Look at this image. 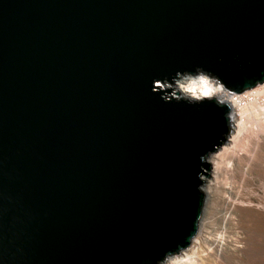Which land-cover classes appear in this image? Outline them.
I'll list each match as a JSON object with an SVG mask.
<instances>
[{
	"label": "water",
	"instance_id": "95a60500",
	"mask_svg": "<svg viewBox=\"0 0 264 264\" xmlns=\"http://www.w3.org/2000/svg\"><path fill=\"white\" fill-rule=\"evenodd\" d=\"M228 93L264 82V0H0V264H159L201 216Z\"/></svg>",
	"mask_w": 264,
	"mask_h": 264
},
{
	"label": "bare ground",
	"instance_id": "6f19581e",
	"mask_svg": "<svg viewBox=\"0 0 264 264\" xmlns=\"http://www.w3.org/2000/svg\"><path fill=\"white\" fill-rule=\"evenodd\" d=\"M176 81H178V80H176ZM176 81H175L174 84H172V85H174V87H173V93H174V95L176 97H179V98H202V97H211V98H216V99H218V100H220L222 102H225L229 106V118H230V120H229V125L230 126L228 128L229 129V132H228V134H227L224 142L216 149V151L210 153L207 156L206 161H207V163L209 165V170H208V175L206 177L209 176L210 170H211L212 175L214 176V175H216L219 172L220 168H222L224 165L227 166L228 164L226 165L225 159L228 156H230L229 161L232 162V165H233V163H236V162H237V164H239L241 161H243L242 159L248 160L247 162H249V164H250L251 160H253L252 163H255L254 161H256V160L253 159L252 155H249V154H253V153H251V152L248 151L249 153H247V155H245L243 153V151H239L238 150L237 146L240 145V144L237 145V143L239 141H242L243 138L245 140H248L247 138H250V140L252 139L254 141V142L253 141L252 142H253V144L255 143L254 144L255 146H256L257 143H258V145L260 144L259 143L260 140L263 139V141H264V133H263L264 131L262 132L263 134L262 133L261 134H253V131H254L253 130L252 131V134H249V136H248V133L245 132L244 131V128H243V126L245 127L244 124L247 123V122L246 123L243 122L246 119V117L244 116L245 118L243 119V121H242V118H241V115H245V114L248 113V115L250 116V114L253 113V111H251V113H250V110L249 109H247V110H249V112H247V113L245 111H244L245 113L242 112L244 110L243 107H244L245 103H248L249 101L252 102V103L255 102L256 99L258 98L257 96L264 95V86L258 87L257 89H255V90H253L251 92L246 93L245 96H243V95L240 96L239 94L228 93L219 84L213 82L212 79L208 80L207 78L201 77V75H196V76H192V77H186V78L179 79V81H178L179 83L178 84H176ZM250 90H252V88H250L248 90H245V91H250ZM245 91H243V92H245ZM205 93H207V95H205ZM242 93H240V94H242ZM247 106L248 105H246L245 107H247ZM247 108H249V107H247ZM263 108L261 109L262 110L261 111L262 113H264L263 112ZM256 109L259 110L258 108H256ZM259 112H260V110H259ZM250 129H251V127H250ZM260 129H261V127H260ZM256 130H255V132H256ZM256 133H260V132H256ZM260 142H262V141H260ZM262 144H263V142H262ZM239 148H240V146H239ZM257 149L258 148H256V151L254 150V154L256 152H258ZM217 152H219V153L218 154H215ZM253 156H255V155H253ZM257 159H259V158H257ZM239 160H240V162H238ZM244 161H243V163H246L245 165H246V171H247L249 169V166H248V163L247 162H244ZM230 162H229V166L231 165ZM257 163H258V161L256 162V164ZM250 165H252V164H250ZM229 166H227V167H229ZM241 166H243V168H244V165H242V163H241V165L239 164V167L240 168H241ZM233 167L234 166H232V168ZM262 167H264V166H262ZM229 168L231 169V166ZM240 168H238L239 171H240V173L237 171V174H235V175H237V177H238L239 174H242L244 172V170H245V169L244 170L242 169V171H243L242 172L240 170ZM230 169L227 171L228 173H229V171L231 172ZM252 170H254V169H252ZM235 172H236V170H235ZM245 174L246 173H244V176L247 177V175H245ZM229 175H231V174H229ZM235 175L232 174L231 176L235 178ZM249 175H251L250 172H249ZM240 176H239L240 180L243 181L244 178L241 179ZM249 179H251V178L249 177L248 180L246 179V181L249 182ZM259 179H258V182L261 183V181H259ZM252 180H254V179L252 178L250 181H252ZM239 182L240 181H238V183H237L238 185L240 184ZM203 184H204V181L202 179L201 187H202ZM205 184L206 185L208 184V186L210 185L207 182H205ZM235 184H236V181H235V183L233 185L231 183L232 188H235L237 186V185L234 186ZM249 184H252L253 185V183H249ZM262 184H264V183H262ZM260 185H258V186H260ZM242 186H244V185H242ZM239 187H240V185H239ZM247 187H250V186L247 185ZM263 187H264V185H263ZM232 188L230 190L228 189V191L226 190L228 196L225 198L226 209H225V222H223V224L225 223L227 226H230V227L232 226L233 227L235 225V216L236 217L237 216L240 217V215H238V214H241V213L243 214L244 213L243 211H246V210L247 211L248 210L249 211L255 210L260 216L264 217V202H263L264 201V193H262V190L260 191V189H259V192H261V194H262V195L260 194L261 196H259V195L257 196L258 192H257V194L250 196L251 195L250 194V191L252 190V188L251 187H250V189L248 188L249 189L248 191H249V196L250 197H248V195H247V197H248L247 198L245 196L247 192L245 193L246 190L243 189L245 187H242V189L245 190L244 191L245 194L244 193L243 194H244V197H246V198H244L241 195V191H242L241 187L238 188V186H237L238 190H234V189L232 190ZM201 192H202V195H203V204H202V209H203V206H204V203H205V195H206V193H204V191L202 190V188H201ZM253 192H252V194H254ZM260 197L263 200V201L261 200L262 202L260 201ZM259 201H260V203H259ZM253 203H256V204H253ZM253 215L256 216V214H253ZM248 216H249V214H248ZM244 217H247V216L245 215ZM259 218H261V217H259ZM200 219L201 218H199V221L197 223V228H196L195 234H194V236L192 237V239H191V241L189 243L190 244L189 247L187 246L185 249L180 250L176 254V255H179V257H175V255L169 256L165 260H163L162 262H160L159 264H224V263L225 264H236L237 261L240 259L242 253L243 254L246 253V252H243V249H241L242 246L241 247L240 246H237L241 242L238 243V244L236 243V245H234L235 242L233 244L231 242V240H229V239H231V237H233L232 234H231L232 235L231 237L229 236L230 238L228 237L229 239L228 238L225 239V238L222 237V238H219V239L218 238H215L213 241L212 240H209L206 237V234L202 230H198L199 225H200ZM251 219H253V218H251ZM261 219H263V218H261ZM248 220H245V221H248ZM255 220H257V219H255ZM236 221H237V219H236ZM243 221H244V219H243ZM244 229H246V228H244ZM231 231H233V230L231 229L230 232ZM234 232L237 233L236 230L233 231V233ZM243 232H245V231H243ZM246 232H247V230H246ZM241 233H242V231H241ZM235 236H236V239H237V235H235ZM243 237L246 238V236H243ZM233 238H232V240H233ZM239 239L240 238L238 237V240ZM242 239L244 240V238H242ZM240 241H242V240H240ZM243 248H244V246H243ZM248 259H249V257H248ZM250 262H251V260H250ZM239 263L242 264L241 262H238L237 264H239ZM243 264H245V263H243Z\"/></svg>",
	"mask_w": 264,
	"mask_h": 264
},
{
	"label": "rangeland",
	"instance_id": "374dc122",
	"mask_svg": "<svg viewBox=\"0 0 264 264\" xmlns=\"http://www.w3.org/2000/svg\"><path fill=\"white\" fill-rule=\"evenodd\" d=\"M201 77H204V78H207V77H205L204 75H201ZM208 79V78H207ZM208 80H210V79H208ZM179 81V80H178ZM178 81H176V84H178L179 82ZM167 86H168V88H170V90H171V92H172V94L174 95V93H173V87H174V85H172V84H167ZM262 86H264V82L262 83V84H259V85H256V86H254L253 88H252V90H250V91H245V92H241L242 94H240V93H238L240 96H245V94L246 93H248V92H251V91H253V90H255V89H257L258 87H262ZM258 98L256 99V101L255 102H248V103H245V105H244V107L246 106V105H248L247 107H249V108H247V107H243V111L242 112H249V110H250V113H251V111H253V113H249L250 114V116L248 115V113L247 114H245V115H241V118H242V121H243V119L246 117V119L243 121L244 123H246V124H244L245 125V127L243 126V128H244V131L245 132H247L248 133V136H249V134H252V131H253V134H261L263 131H264V113H262L261 111V109L264 107V95H259V96H257ZM257 102V103H256ZM252 103V104H251ZM259 103V104H258ZM256 108H258L259 110H260V112H259V110H257ZM247 109H249V110H247ZM253 109V110H252ZM256 110V111H255ZM255 111V112H254ZM244 112V113H245ZM257 112V113H256ZM263 112H264V108H263ZM262 113V114H261ZM243 114V113H242ZM243 116V117H242ZM245 116V117H244ZM257 117V118H256ZM258 120V121H257ZM249 123V124H248ZM258 127H257V126ZM250 127H251V129H250ZM260 127H261V129H260ZM258 128V129H257ZM250 129V130H249ZM257 129V130H256ZM255 130H256V132H260V133H256L255 132ZM260 130V131H259ZM250 131V132H249ZM264 133V132H263ZM262 133V134H263ZM248 140H245L244 138H243V142L242 141H239L238 143H237V145L238 144H240V145H238L237 146V148H238V150L239 151H243V153L245 154V155H247V153H249V152H251V153H253V154H249V155H252V157H253V159L254 160H256V161H254L255 163H252L253 162V160H251V162H250V164H252V165H250L249 164V162H247L248 160H246V159H242L244 162H247L248 163V166H249V169L246 171V163H243V161H241L240 162V160L238 161V162H240L239 164L241 165V163H242V165H244V168H243V166H241V168L239 167V164H237V162L236 163H233V165H232V162H230L229 161V159H230V156H228L226 159H225V163H226V165L227 166H229V162H230V166H231V169L229 168V167H227V166H223L222 168H220V170H219V172L216 174V175H212V173H211V170H210V172H209V176L208 177H206V176H201L202 177V179H203V181H204V184L202 185V190L204 191V193H206V195H205V203H204V206H203V209H202V211H201V216H200V225H199V228H198V230H202L205 234H206V237L209 239V240H214L215 238H225V239H227L229 236L231 237L232 235H233V237H231V239H229V240H231V242L234 244V242H235V244L234 245H236V243L238 244V243H240V244H238L237 246H242L241 247V249H243V252H246V253H242V255H241V257H240V259L237 261V263L238 262H241L242 264L243 263H245V264H264V217H262V216H260L255 210H252V211H243L244 213L242 214L241 212V214H238V215H240V217L239 216H235V227L237 228H235L234 226L232 227H230V226H227L225 223L223 224V222H225V209H226V205H225V198L228 196L227 195V191H228V189L230 190L231 188H232V185L235 183V181H236V184L234 185V186H238V188H240L241 187V189H242V187H245V188H243V189H245V190H243L242 189V191H241V195L244 197V194L246 193V197H247V195H248V197H250V196H252V195H255V194H257V192H258V194H257V196L259 195V196H261L262 194H261V192H259V189H260V191L262 190V193H264L263 191H264V187H263V185L264 184H262V183H264V167H262V166H264L263 164H264V141H263V139L262 140H260V141H262L263 142V144H262V142H260L259 141V145H258V143L256 144V146L253 144V140L251 139L250 140V138H247ZM253 141V142H252ZM247 142V143H246ZM246 145V146H245ZM239 146H240V148H239ZM254 146V147H253ZM260 146V147H259ZM243 147V148H242ZM245 148V149H244ZM256 148H258L257 149V151L258 152H256L255 154H254V150L256 151ZM220 151V150H219ZM245 151V152H244ZM249 151V152H248ZM219 152H217V153H215V154H218ZM262 153V154H261ZM259 154V155H258ZM253 155H255V156H253ZM263 155V156H262ZM261 157V158H260ZM257 158H259V159H257ZM258 161V163L256 164V162ZM263 161V162H262ZM260 164V165H259ZM238 165V166H237ZM262 165V166H261ZM232 166H234L233 168H232ZM251 166V167H250ZM254 166V167H253ZM256 166V167H255ZM240 168V170L242 171V169L244 170V172L242 173V174H239L240 173V171H239V169L238 168ZM231 170V172L229 171V173L227 172L229 169ZM237 168V169H236ZM228 169V170H227ZM233 169V170H232ZM252 169H254V170H252ZM235 170H236V172H235ZM237 171L239 172L238 174V177H237V175H235V174H237ZM246 171V172H245ZM233 172V173H232ZM249 172L251 173V175H249ZM244 173H246L245 175H247V177L246 176H244ZM229 174H234L235 175V178L234 177H232L231 175H229ZM241 175V176H240ZM239 176L241 177V179L242 178H244V180L242 181V180H240V178H239ZM243 176V177H242ZM253 176V177H252ZM262 176V177H261ZM253 178L254 180H252V181H250L251 179H249V182H247L246 181V179L248 180V178ZM257 179H256V178ZM260 178V179H259ZM239 179V180H238ZM258 179H259V181H261V183L260 182H258ZM263 179V180H262ZM238 181H240L239 183V185H240V187H239V185L237 184L238 183ZM263 181V182H262ZM205 182H207V183H209L210 185L208 186V184L206 185L205 184ZM231 183H232V185H231ZM249 183H253V185L252 184H249ZM258 183V184H257ZM244 185V186H242V185ZM248 186H250L251 188H252V190L250 191V196H249V189H250V187H247V185ZM256 184V185H255ZM262 186H261V185ZM258 185H260V186H258ZM237 186L235 187V188H232V190L234 189V190H238V188H237ZM247 187V188H246ZM256 189H255V188ZM259 187V188H258ZM249 188V189H248ZM263 188V189H262ZM240 189V190H241ZM255 189V190H254ZM227 190V191H226ZM244 191H245V193H244ZM254 191V192H253ZM252 192L254 193V194H252ZM244 193V194H243ZM261 194V195H260ZM246 197H244V198H246ZM247 197V198H248ZM263 197V196H262ZM262 200V198L260 197V201ZM248 201V200H247ZM260 201H259V203H260ZM263 201V200H262ZM261 201V202H262ZM264 202V201H263ZM253 204H256V203H253ZM262 204V203H261ZM254 211V212H253ZM247 214H246V213ZM252 213V214H251ZM248 214H249V216H248ZM253 214H256V216L255 215H253ZM242 215V216H241ZM247 216V217H244V216ZM244 217V218H243ZM259 217H261V218H263V219H261V218H259ZM239 218V219H238ZM251 218H253V219H251ZM259 218V219H258ZM236 219H237V221H236ZM243 219H244V221H243ZM249 219V220H248ZM255 219H257V220H255ZM261 219V220H260ZM240 220V221H239ZM245 220H248V221H245ZM260 220V221H259ZM263 220V221H262ZM250 221V222H249ZM247 222V223H246ZM245 223V224H244ZM237 224V225H236ZM249 224V225H248ZM254 224V225H253ZM248 227V228H247ZM256 227V228H255ZM263 227V228H262ZM241 228V229H240ZM244 228H246V229H244ZM261 228V229H260ZM233 230V231H235L236 230V232L237 233H233V231H231L230 232V230ZM243 229V230H242ZM246 230H247V232H246ZM241 231H242V233H241ZM243 231H245V232H243ZM240 232V233H239ZM249 232V233H248ZM230 234V235H229ZM232 234V235H231ZM252 234V235H251ZM235 235H237V239H236V236ZM243 236H246V238L245 237H243ZM238 237L240 238L239 240H238ZM232 238H233V240H232ZM242 238H244V240L242 239ZM250 240H249V239ZM257 238V239H256ZM260 240H259V239ZM236 240V241H235ZM238 240V241H237ZM240 240H242V241H240ZM246 240V241H245ZM259 240V241H258ZM190 245V244H189ZM189 245H188V247H189ZM243 246H244V248H243ZM206 247V246H205ZM248 247V248H247ZM175 255V257H179V255H176V254H174ZM248 257H249V259H248ZM243 258V259H242ZM246 258V259H245ZM250 260H251V262H250ZM244 261V262H243ZM236 263V264H237ZM225 264V263H224ZM240 264V263H239Z\"/></svg>",
	"mask_w": 264,
	"mask_h": 264
},
{
	"label": "snow or ice",
	"instance_id": "6c2138e0",
	"mask_svg": "<svg viewBox=\"0 0 264 264\" xmlns=\"http://www.w3.org/2000/svg\"><path fill=\"white\" fill-rule=\"evenodd\" d=\"M205 95H207V93H205Z\"/></svg>",
	"mask_w": 264,
	"mask_h": 264
}]
</instances>
